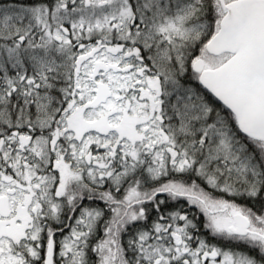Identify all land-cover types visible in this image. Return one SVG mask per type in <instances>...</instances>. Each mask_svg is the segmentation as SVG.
Masks as SVG:
<instances>
[{
  "label": "snow or ice",
  "instance_id": "1",
  "mask_svg": "<svg viewBox=\"0 0 264 264\" xmlns=\"http://www.w3.org/2000/svg\"><path fill=\"white\" fill-rule=\"evenodd\" d=\"M0 264H264V0H0Z\"/></svg>",
  "mask_w": 264,
  "mask_h": 264
}]
</instances>
